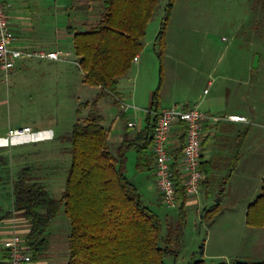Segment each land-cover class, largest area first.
Wrapping results in <instances>:
<instances>
[{
  "label": "rangeland",
  "instance_id": "1",
  "mask_svg": "<svg viewBox=\"0 0 264 264\" xmlns=\"http://www.w3.org/2000/svg\"><path fill=\"white\" fill-rule=\"evenodd\" d=\"M30 2V7L20 9V15L31 21L33 31L30 36L35 40L29 42L27 48L61 50L70 52V56L50 64H47L49 60L30 58L17 79L11 77L9 83L0 80V141L6 143L0 148V207L3 213L11 205V180L26 165L9 163V158L13 157L9 154L12 138L7 135L8 129L30 126L36 130L38 125L52 122L54 136L45 132L44 138L49 140L38 144L59 159L51 184L59 187L62 181L63 185L61 190H49L51 196L58 199L70 165L68 135L72 125L85 121L89 114V108H82L79 113L76 109L79 103L95 99L99 91V87L83 82V73L76 65L72 37L65 29L71 26L86 30L95 25L102 15L100 1ZM167 2L159 0L142 38L139 62L132 65L136 75L137 105L141 111H144L149 90L158 86L161 65L160 107H180L188 103V106L197 105L202 110L211 108L213 115L243 113L249 121L239 124L233 133L222 134L223 139L218 135L217 139L224 140L227 156H214L198 204H185L186 220L178 256H167L165 262L186 264L199 258L207 264L235 260L254 262L255 258L264 262V255H247V247L254 236L259 245L262 243L259 236L264 235V229L252 228L245 222V209L260 193L264 180V0H174L159 59L155 37ZM10 7L7 12L10 22L14 23ZM255 56H258L257 66L253 67ZM136 69H140L138 73H135ZM204 89L208 93L205 94ZM97 106L104 117L103 126L109 132L108 148L113 151L116 134L124 122L119 117L121 108L109 96L99 99ZM129 114L127 112L126 116ZM244 129L247 133L238 163L229 172L236 136ZM33 145L27 144L26 148L31 149ZM23 154L27 159L31 155ZM134 168V163L127 161V176L142 194L144 202L160 216L162 234L170 232L174 236L179 207L161 204L151 174H139ZM31 171L35 174L34 167ZM214 204H217V213L207 215L206 210ZM24 230L17 229L19 232ZM47 231L50 244L55 237L60 243H65L66 238L68 254L70 221L63 207Z\"/></svg>",
  "mask_w": 264,
  "mask_h": 264
},
{
  "label": "trees",
  "instance_id": "2",
  "mask_svg": "<svg viewBox=\"0 0 264 264\" xmlns=\"http://www.w3.org/2000/svg\"><path fill=\"white\" fill-rule=\"evenodd\" d=\"M99 1L102 15L95 25L86 30L67 27L72 34L73 51L77 67L83 73V82L99 87V92L91 102H81L76 109L79 113L88 107L89 114L85 121L75 122L68 135L71 159L62 196L58 199L50 196L33 177L31 168L22 167L11 180L12 210L3 213L0 207V222L12 213L27 221L26 240L33 249L32 260H35L46 251L47 228L63 207L70 221L66 264H166L165 257L176 258L179 253L186 220L184 198L179 206L174 236L170 232L163 235L160 216L144 202L142 194L126 174L131 151L135 153L134 167L138 172L151 169L152 155L146 151L152 142V116L148 115L146 125L134 135L128 134L129 127L126 126L121 141L111 151L104 118L97 106L98 100L105 96L119 104L118 79L130 70L133 57L141 50L147 24L159 0ZM173 5L174 0L166 3L155 37L159 59ZM159 70V83L152 91L149 111L159 107L161 65ZM246 133L247 129H244L236 136L229 172L238 163ZM212 166V160L202 162L203 184L207 182ZM217 209L214 204L206 214L215 215ZM245 222L248 226L264 229V180L260 193L247 206ZM2 253L5 256V252ZM186 264L207 263L199 258ZM218 264L264 262L235 260Z\"/></svg>",
  "mask_w": 264,
  "mask_h": 264
},
{
  "label": "built area",
  "instance_id": "3",
  "mask_svg": "<svg viewBox=\"0 0 264 264\" xmlns=\"http://www.w3.org/2000/svg\"><path fill=\"white\" fill-rule=\"evenodd\" d=\"M7 6L0 0V80L8 82L17 62L23 58H38L56 61L70 56V52L61 50H34L14 47L11 45L12 35L7 17ZM137 60V56L133 57ZM211 84V81H208ZM204 93L207 89L203 90ZM153 112L151 154L153 158V181L159 193L161 204L167 207H179L184 198V204L196 202L204 181L202 162L203 141L206 126L222 120L244 122L246 117L238 114L213 115L200 110L196 105L159 107ZM129 122L128 126H133ZM179 128L177 134L183 140L177 144L179 163L176 162V151L170 142L173 130ZM30 126L9 128L8 136H19L30 132ZM29 229L23 232L13 230L0 241L5 251L0 264H30L33 249L27 242Z\"/></svg>",
  "mask_w": 264,
  "mask_h": 264
},
{
  "label": "crops",
  "instance_id": "4",
  "mask_svg": "<svg viewBox=\"0 0 264 264\" xmlns=\"http://www.w3.org/2000/svg\"><path fill=\"white\" fill-rule=\"evenodd\" d=\"M4 1H5V3L8 4L7 8L11 6L10 8L13 9L11 12L14 13L13 14V22L14 23H11L10 19H9L10 17L8 16V12H7V17H8V21L10 24L11 35H12L11 45L14 47H24L25 49H28L27 44L29 42L35 41L30 36V33L33 31V29L31 27L32 26L31 21H29L27 18H24L22 15H20V12H21L20 9L23 6L24 7H30L31 6V2H30L31 0H4ZM65 33L69 34V32L67 31V28L65 29ZM69 35H71V37H72L71 33ZM136 56H137V60L134 61L132 59V65L139 62L140 54H137ZM26 60H28V58L20 59L17 62L15 69L13 70L12 74L10 75V78L14 77V79H15L21 73V68L25 65ZM47 62H48L47 64H50L53 61H47ZM132 65H131L130 70L124 76H122L118 79V92L120 94V101H119L118 105L121 108V111L119 113V117L122 118L124 120V122H123L122 127L118 130V133L116 134V137L114 140L115 146H113V149L121 141L122 135L125 132V127L128 126L129 122H133L134 125L128 126L129 128H128L127 132L129 135H134L136 132L140 131L146 125L148 115L152 116V121H153V112L149 111V107L151 105V94H152V91L154 89L149 90L148 100H147L146 105L144 103V105H145L144 111L143 110L141 111L142 108L137 105L139 103V100L136 99L137 93H136V87L134 86V80H135L136 75H134V73H133ZM139 70L140 69H136L135 73H138ZM10 78H9V81H10ZM9 81L7 83H9ZM206 93H208V92H206ZM159 101H160V99H159ZM140 105L142 106L143 104H140ZM185 105H188V103H186ZM159 107H160V104H159ZM86 108H88V107H86ZM98 110H99V108H98ZM200 110H202V109H200ZM139 111H141V113H139ZM203 111L212 113L211 108H208L207 110L205 109ZM127 112L130 113L128 116H126ZM228 114L242 115V116L246 117L247 120L244 122H233V121H228V120H222V121H219L217 123H214V124L212 123V124L207 125L206 126L207 135L205 136L204 141H203V157L207 158V160H213L214 156H217V157L227 156L224 153L227 150V148L224 145V140L220 141V139H217V137H220L218 135H222V134L227 135L229 133V131H231V133H233L234 131H236L239 128V124L248 123V121H249V117L246 114L234 113V112H231ZM225 115H227V114H225ZM48 122L46 124H44L43 126L38 125L36 130L31 129L30 132H28L26 134L11 137L12 138V141H11L12 142L11 143L12 148H11V153L9 152V154L13 158H9V159H11V162H10V160H8V161H9V163H11V164L14 163L16 165L20 164V163L26 164L22 167H25V166H29L31 168L34 167V169H35L34 173L35 174H33L31 171L33 177L36 180H38L45 187V189L48 191L49 195L51 196L49 190L52 188L61 190L63 183L60 180L62 185H60L59 187H54L51 184L52 183L51 178L55 177V175H56L54 173V171H56V166H57L56 164L59 162V159L56 156L53 157L52 152H50L48 148H46V149L42 148V147H40L41 144H38V143H43V142H46L49 140L48 138H47V140H46V138H44V137H46L44 134L45 132H50L51 136L52 137L54 136V133L52 131V127H53L52 122H49V124H48ZM178 129L179 128H175L173 130V135H172L171 142H170L171 147L176 151V162L177 163H179V157L177 156V154L179 152V149H178L179 147L177 148V144L183 140L181 135L177 134ZM106 130H107V133H109L108 129H106ZM37 135H39L38 138H37ZM221 137L223 139L224 136L222 135ZM245 137H244V139H245ZM30 143L34 144L33 147L31 149L26 148V145L30 144ZM4 145H6L4 140L0 141V148L1 147L3 148ZM68 149L70 150V145H69ZM23 153H30L31 155H33V157H31L32 159H30L31 155L29 156V159H27V155L24 156ZM69 153H70V151H69ZM146 153L151 156L152 155L151 149L149 148L146 151ZM150 158L152 160L151 161V169L147 172L150 173L152 178H153V158L152 157H150ZM70 159H71V155H70ZM129 160H131L133 163H135V153L133 151L128 153V161ZM37 172H40L41 174L40 175L36 174ZM138 173L139 174L140 173L145 174V172H138ZM126 174H127V171H126ZM65 180H66V178H65ZM64 187H65V182H64ZM155 188H156V186H155ZM63 191H64V189H63ZM156 191H157V188H156ZM10 194H11V189H10ZM157 196L159 199L158 191H157ZM190 204L191 205H197L198 199L196 200V202H192ZM246 209H245V214H246ZM10 210H12V198H11L10 208L7 211H10ZM21 228L22 229L23 228L28 229L27 221L23 217L19 216L18 214L12 213V215L4 218L0 222V241L3 239V237L8 236L11 231L21 229ZM252 228H257V227H252ZM47 233H48V247H47L46 251L44 252L43 255L39 256L35 260H32V262L30 264H66L68 261V254H69V242H68V254H67L66 238H65V243H64V241L60 243V241L55 237L52 239V244H50V240H49L50 239V235H49L50 233L48 231H47ZM255 237L256 236H254L253 237L254 239L250 242L251 245H249V247H247V255L252 254V255H254V257H255V255L256 256L257 255H264V245H263L264 244V235L260 234V236H259V240L262 242L260 245L257 242V240L255 239ZM64 245H65V247H64ZM2 252H5V251L2 250L1 244H0V261L2 260V258L4 256ZM255 259H257V260H255L256 262L262 261V260H259L260 258H255Z\"/></svg>",
  "mask_w": 264,
  "mask_h": 264
},
{
  "label": "water",
  "instance_id": "5",
  "mask_svg": "<svg viewBox=\"0 0 264 264\" xmlns=\"http://www.w3.org/2000/svg\"><path fill=\"white\" fill-rule=\"evenodd\" d=\"M257 60H258V56H255V58L253 60V63H252V66L253 67H256L257 66ZM223 188H224V186H221L220 187V192L223 191ZM218 199H219V196L216 198V201H218Z\"/></svg>",
  "mask_w": 264,
  "mask_h": 264
}]
</instances>
